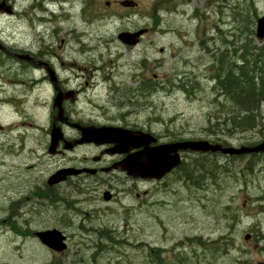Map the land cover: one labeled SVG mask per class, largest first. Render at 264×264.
I'll list each match as a JSON object with an SVG mask.
<instances>
[{"label":"rangeland","instance_id":"374dc122","mask_svg":"<svg viewBox=\"0 0 264 264\" xmlns=\"http://www.w3.org/2000/svg\"><path fill=\"white\" fill-rule=\"evenodd\" d=\"M138 3L145 18L135 14L133 21L122 25L128 29H132L133 24L145 25L148 32L129 52L103 38L102 42H108L112 52L107 58L104 55L100 58V53L107 50L101 44L86 59L73 57L69 50L63 53L65 61L74 62L71 72L83 76L79 75L74 85L83 84L85 80L93 84L86 91L88 98H81L78 105L90 109L92 101L100 103L105 106L100 121L151 130L159 135L162 143L179 138L217 142L224 128L218 122L223 117L222 111H217L220 103L217 96L214 98L212 82L207 76L211 54L219 56L216 48L220 46L219 51L227 47L228 55L236 56L234 50L244 43L238 39L246 32V26L249 24L254 30L256 17L264 14V0H188L176 5L173 0H138ZM244 18L245 26L242 25ZM117 25L107 23L97 30L107 37L115 33L120 26ZM0 29L1 37L10 40L15 28L11 23H4ZM205 33L210 36V53L202 48V43L207 41ZM17 37L21 42L28 38L23 33ZM253 44L261 45L255 37ZM117 50L121 55L118 59L114 57ZM236 53H240L239 48ZM143 58L139 78L136 75ZM110 62H115L113 67L109 66ZM8 65L9 62L0 59V97L14 96L24 101L17 107L4 105L0 108V143L4 139L0 150V160L4 163L0 167L15 173L16 169L31 163L28 157L20 155L22 153L15 155L7 148L6 138L13 140L25 134L33 138L29 146L38 148L40 153L33 160L34 175L46 174L45 166L52 165L55 159L50 157L46 161L44 138L38 143L36 138L44 134L48 126L51 92L46 86L26 91L15 85L14 78L22 81L29 75L17 70L15 76L6 70ZM100 66L104 72H109V79L101 76ZM155 75L157 80L152 79ZM141 83L151 93L133 105H120L119 102L126 99L125 90L141 91ZM114 87L119 90L114 91ZM259 129V132L253 130L228 136L230 145H246L249 139H262L264 124H260ZM227 133L225 131L226 135L230 134ZM75 153L84 154L82 151ZM66 156L74 157L69 152ZM217 157L220 162L227 160V156ZM247 160L248 156L231 160L230 169L237 170ZM3 173L0 172V177ZM178 173L156 185L147 183L151 195L141 208L137 207L133 196L136 188L131 189V195H123L122 189L128 187L126 182L113 187L119 191L113 202L101 200L100 194L94 201L93 196L91 199L80 193L86 191L84 187L73 190L66 183V199L71 206L61 210L64 221L61 226L67 236V248L61 253L46 249L32 237L27 223L32 228L37 225L32 220L43 225L48 223L42 222L44 218L35 207L32 212L30 205L28 209L22 208L19 215L12 210L14 204H0V264H157L154 262L156 254L162 264H264V210L260 208L264 207V153L256 158L253 170L245 176L226 171L209 181L204 190L187 185L178 179ZM103 188L100 186L99 191ZM0 190H6L3 184ZM123 206L129 208L124 210ZM13 224L20 230L15 231L11 227ZM99 227L100 230L110 227L111 239L100 238L96 249L94 241ZM245 233L251 237L244 239ZM194 236H199V243L190 240ZM119 238V243H115Z\"/></svg>","mask_w":264,"mask_h":264},{"label":"flooded vegetation","instance_id":"af4514ba","mask_svg":"<svg viewBox=\"0 0 264 264\" xmlns=\"http://www.w3.org/2000/svg\"><path fill=\"white\" fill-rule=\"evenodd\" d=\"M173 1L176 5L188 0ZM135 14L145 18V13L140 10L138 0H0V25L11 23L15 28L10 40L0 35V59L9 62L6 70L11 74L16 76L17 70H19L24 75H29L28 79L22 81L14 78V84H18L26 91L46 86L51 92L52 100L57 92H70L69 97L61 102L62 111L60 115L57 114V109L53 106L51 107V113L48 111L46 132L41 133L36 138L37 143L40 138H44L46 161L50 157L55 159L53 166L51 164L45 166L44 171L46 174L34 175L35 165L33 160L37 159L40 153H38V148H34L32 145L29 146L30 140H33L31 136L24 134L20 137H14L13 140L6 138L9 143L7 148L12 149L15 155L22 153L20 155L28 157L31 163H25L26 165L20 170L16 169L15 173L12 170H3L0 167V172H4L0 177V184H3L6 189L0 190V203H12L19 206L22 204L28 205L33 200L43 202L50 200L61 203L65 197V181L48 185L47 178L57 170L66 167L67 161L68 165L71 166L94 169L93 172H81L75 178L79 179L80 183L88 189V195L94 194L95 199L99 195L100 186H104L100 193L105 190L110 191V200L112 201L117 198L119 193L113 188L116 184L126 182L129 190L137 186L139 191L134 192V197L138 202V208L143 207L146 198L148 199L151 195V190L146 187V184L156 185L162 183L169 176L167 174L161 180H146L130 176L120 171L119 168L112 167L114 163L123 159L127 154L142 150L144 148L142 145L130 148L125 152H117L114 151L115 147L112 143L85 142L76 144L72 148L73 152L82 151L84 154L73 153L74 157L72 158L66 156L65 140L74 141L81 136L79 130L68 124L74 122L85 126L115 125L133 130L138 129L152 133L157 138V141L152 143L153 145L162 143L159 135H155L151 130L100 121L99 117L105 113V106L100 103L92 101V104H89L90 109L78 105L81 98H88L86 91L90 90L93 84H89L88 80H85L83 84L74 85L79 75H82L78 72H71L70 68L74 62L65 61L63 55L66 50H69L73 57L86 59L87 55L95 51L98 44H101L105 48L107 47V50L100 53V58L103 55L107 58L112 52L108 48V42L105 44L102 42L103 38L110 39V44L115 42L116 45L118 44V46L129 52L130 48L138 45L141 38L148 32L145 25L133 24L132 29L125 28L122 25L133 21ZM19 23L22 25H19ZM107 23H117L120 26L117 25L119 27L111 36L104 37L105 33H100L97 28L100 25V27H103ZM156 28L158 29V24ZM138 30H143V32L138 36V42L132 46L124 44L119 38V34L122 32H136ZM19 33L26 34L29 40L27 38L26 42H21L17 37ZM2 47L6 48L8 52L1 50ZM118 52L119 50L114 52L116 59L121 57ZM120 54H122L121 51ZM18 55H25L27 59ZM115 62H110L109 66L113 67ZM143 66L144 58L140 62L139 74L136 75L139 78H141ZM80 68L78 67V69ZM83 70H86V68H83ZM98 70L103 73L101 76L104 79H109V72H104L101 66ZM152 79L157 80L156 75ZM137 85L140 84L137 83ZM134 100L133 96L125 99L129 102ZM23 101L22 99H16L14 96L10 98L0 97V108L4 105L17 107L22 105L21 102ZM94 110H97L96 113H94ZM22 113L20 112V114ZM53 122L60 127L62 136L54 147L55 153L50 154L48 147L50 127ZM67 130L70 133H67ZM3 140L0 143V150ZM13 146H16V148L13 149ZM87 152L89 154H86ZM3 163L4 161L0 160V166ZM122 193L125 197L129 196L126 188L122 189ZM57 219L60 220V216ZM51 226L62 227L61 224Z\"/></svg>","mask_w":264,"mask_h":264},{"label":"trees","instance_id":"16d2710c","mask_svg":"<svg viewBox=\"0 0 264 264\" xmlns=\"http://www.w3.org/2000/svg\"><path fill=\"white\" fill-rule=\"evenodd\" d=\"M246 17L249 16L247 15ZM244 21L245 18L242 20L243 26L247 24V21ZM245 30L246 32H243L242 38L238 39V41L243 40L244 43H240L234 50L236 56L231 57L228 55L227 47H225V51H218L219 56L212 54L214 55L212 56L213 61L208 66L207 76L212 82V93L214 98L217 96L220 103L217 111H222L223 116L218 122L223 125L224 133L216 141L223 144H228V139L230 138L228 136L244 134L248 131L253 132V130L259 132L260 124H264V39L262 41L256 40L261 43V45L257 46L253 44L254 30L250 29L249 24ZM238 48L240 53H236ZM207 50L209 51L210 49ZM221 97L223 101L220 100ZM225 131L230 134L226 135ZM245 142L249 145L256 143L257 140L249 139ZM246 156H248V160L243 163V166H239L237 170L230 169V166L233 165L231 160ZM256 156H261V153L231 156L227 157V160L220 162L216 155L197 154L181 163L176 168L175 173L179 172L178 179L187 181V185L191 184L194 188L204 190L209 181H213L226 171H235L238 175L243 174L241 177L245 176V174L253 170ZM260 208L264 210L263 206H260ZM100 238L111 239L110 232L103 229L99 230V234L94 241L96 249ZM118 240L121 239L115 240V243H119ZM190 240L200 242L199 236H194ZM154 257V262L162 264L158 254L154 255Z\"/></svg>","mask_w":264,"mask_h":264},{"label":"water","instance_id":"95a60500","mask_svg":"<svg viewBox=\"0 0 264 264\" xmlns=\"http://www.w3.org/2000/svg\"><path fill=\"white\" fill-rule=\"evenodd\" d=\"M143 30L131 32H122L119 34V38L127 44H135L138 41V36ZM255 36L258 39L264 37V14L257 17L255 25ZM21 58H26L25 55H18ZM69 93L62 94L58 92L54 98L53 106H57V112L60 115L61 108L60 103L63 98L67 97ZM72 126L79 129L81 137L76 141H67L65 148L71 149L73 145L83 142H112L114 143L116 150L125 152L132 147L143 146L142 150L128 154L121 161L117 162L113 166L120 168L131 176H140L145 178H161L166 172L176 167L180 161L179 151H197V152H220L229 155H240L244 153L262 152L264 151V138L257 144L252 146L241 145L234 146H222L219 143H213L208 140H181L172 141L156 146H149L151 142H155L156 138L149 133L137 132L134 134L127 129L113 127V126H99V127H84L77 123H72ZM51 143L49 151L53 152L57 141L61 138L59 127L54 124L50 131ZM81 170L74 167H66L53 173L48 178V183H56L68 175L77 174ZM109 193L104 192L103 199L108 200ZM35 235L38 239L47 247L62 251L66 247L65 235L58 229H46L37 231ZM247 237V236H246Z\"/></svg>","mask_w":264,"mask_h":264},{"label":"bare ground","instance_id":"6f19581e","mask_svg":"<svg viewBox=\"0 0 264 264\" xmlns=\"http://www.w3.org/2000/svg\"><path fill=\"white\" fill-rule=\"evenodd\" d=\"M32 130H33V129H32ZM222 134H223V133H222ZM189 169H190V168H189ZM189 171H190V170H189ZM191 174H192V173H191ZM184 175H185V174H184ZM188 175H189V174H188ZM184 177H185V176H184ZM188 177H189V176H188ZM188 177H187V178H188ZM192 177H193V176H192ZM188 180H189V179H188ZM184 181H185V180H184ZM186 182H187V181H186ZM189 182H190V181H189ZM188 185H189V184H188Z\"/></svg>","mask_w":264,"mask_h":264}]
</instances>
